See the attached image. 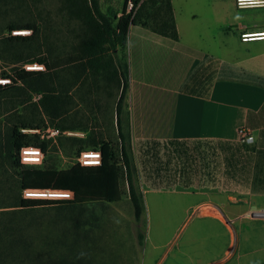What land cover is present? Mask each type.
Returning <instances> with one entry per match:
<instances>
[{"label": "trees", "instance_id": "obj_1", "mask_svg": "<svg viewBox=\"0 0 264 264\" xmlns=\"http://www.w3.org/2000/svg\"><path fill=\"white\" fill-rule=\"evenodd\" d=\"M69 15L81 21L85 28L80 46L78 75L103 78L108 84L119 89L116 103V126L120 141L119 150L111 142L97 141L91 136L86 140L70 138L79 146L77 156L84 150H101L102 166L58 170L44 167L23 166L19 161L22 147H40L45 152L58 146L41 140L38 135L22 134L19 128L11 131L4 154L15 168L21 169L19 195L11 204L0 205V264H92L89 252L80 250L79 224L74 232L60 237L51 233H29L25 214L46 207H57L81 211L94 204H114L122 201L125 181L129 201L133 207L135 221L140 224L146 212L144 183L149 189L176 190L199 189L212 192H264V155L242 141L223 140H172L167 142L145 141L138 148L132 139L129 107L131 81L127 61L128 35L132 26H142L160 36L179 41L172 0H147L138 7L134 3L128 13V0L118 11L101 8L100 0H65ZM116 23V24H115ZM27 30L31 36H14L8 42L27 44L39 36L35 24L11 25L9 31ZM119 53H122L123 59ZM73 61V60H72ZM26 62H32L26 60ZM48 70V60L39 59ZM11 83L0 85V97L23 84L39 100L45 111L56 120L64 115L68 90L56 82L53 74L40 71L15 69L13 74H4ZM216 79H231L258 86H264V78L247 72H233L232 67L214 58L200 63L188 76L182 86V93L201 98H210ZM6 92V93H5ZM65 92V96L63 95ZM37 129V128H32ZM64 131V130H63ZM89 149H86L84 144ZM45 163V161H44ZM44 165V164H43ZM25 190H59L74 193L73 200L24 199ZM71 221H78L72 218ZM32 228V225H31ZM140 245L146 236L139 231Z\"/></svg>", "mask_w": 264, "mask_h": 264}, {"label": "crops", "instance_id": "obj_2", "mask_svg": "<svg viewBox=\"0 0 264 264\" xmlns=\"http://www.w3.org/2000/svg\"><path fill=\"white\" fill-rule=\"evenodd\" d=\"M105 1V10L118 11L120 17L124 0ZM172 6L179 41L142 26L129 31L127 111L134 146L145 141H239L240 130L247 128L255 150L264 155V86L216 79L210 98L181 91L190 73L208 58L230 65L234 73L264 78V40L241 41L242 33L264 32V6L240 9L236 0H172ZM201 192L208 190L178 194L195 197L190 223L195 221L186 229L185 241L164 247L153 264H264V220L252 216L264 209V192H215L213 199Z\"/></svg>", "mask_w": 264, "mask_h": 264}, {"label": "rangeland", "instance_id": "obj_3", "mask_svg": "<svg viewBox=\"0 0 264 264\" xmlns=\"http://www.w3.org/2000/svg\"><path fill=\"white\" fill-rule=\"evenodd\" d=\"M125 1V0H124ZM123 4V0H119ZM65 0H0V78L13 74L15 69H25L39 59L48 60L51 69L45 66L46 74L56 77L60 86L67 88L66 113L54 120L47 113L39 95H34L23 84L0 97V205L11 204L19 195L21 169L15 168L4 154V149L14 128L45 129L48 126L59 128L62 132L85 134L84 137L63 134L58 138L56 149L52 148L45 165L58 170L68 169L77 164V149L70 138L111 142L119 150V137L116 126V103L119 89L108 84L103 78L92 76L77 77L79 46L86 33L84 24L71 17ZM123 8V7H122ZM120 8L119 11L122 10ZM104 12L106 1L103 2ZM133 7L128 8V13ZM121 14V13H120ZM119 17V16H118ZM121 17V15H120ZM35 24L39 36L27 44H12L8 40L14 36H31L27 30L9 31L11 25ZM116 24V23H115ZM15 32H27L17 34ZM123 59L122 53H119ZM31 60L32 62H26ZM73 60V61H72ZM6 79V78H4ZM13 85V83H11ZM6 93V92H5ZM65 96V92H63ZM42 98V95H40ZM64 130V131H63ZM239 142V141H238ZM256 147L254 142L248 144ZM89 149L85 143L84 146ZM124 196L114 204H94L81 211L46 207L25 214V225L29 233H51L60 237L74 232V224L80 223V250L89 252L92 264H153L162 255L164 247L178 245L185 241L187 231L195 219L192 203L195 197L183 193L180 188L171 193H150L144 183L146 212L140 224L135 221L133 207L129 201L127 186L122 180ZM245 191L224 192L225 194H244ZM213 199L211 191L201 192ZM1 207V206H0ZM204 210H206L204 208ZM196 217V216H195ZM78 221H71V219ZM32 225V228H31ZM145 236L143 245L139 244L138 232ZM147 239V241H146Z\"/></svg>", "mask_w": 264, "mask_h": 264}, {"label": "built area", "instance_id": "obj_4", "mask_svg": "<svg viewBox=\"0 0 264 264\" xmlns=\"http://www.w3.org/2000/svg\"><path fill=\"white\" fill-rule=\"evenodd\" d=\"M136 0H128V8L132 6L134 8V3ZM147 0H138V7ZM236 5L240 9L251 8L255 6H264V0H236ZM19 33V32H15ZM261 34V35H259ZM258 35V36H255ZM255 40H264V32L262 33H242L241 41L242 42H252ZM44 65L32 64L25 66L26 71H41L44 70ZM11 81L9 79L0 78V85L6 86L9 85ZM39 98H36V101H39ZM22 134L26 135H38L41 140L50 141L52 145L57 144L58 138L63 134L67 135H77L78 133H67L62 132L59 128L48 126L45 129H22ZM239 141L245 142L247 144H252L254 138L251 132L247 128H242L239 132ZM19 161L23 166H32V167H41L45 161V152L40 147L35 146H25L22 147L19 152ZM103 155L101 150H84L80 152L77 157V164L82 167H99L102 166ZM24 199H44V200H73L74 193L70 191H59V190H25L23 192ZM202 206L198 208L201 210ZM252 216L257 219L264 220V209H260L252 212Z\"/></svg>", "mask_w": 264, "mask_h": 264}, {"label": "bare ground", "instance_id": "obj_5", "mask_svg": "<svg viewBox=\"0 0 264 264\" xmlns=\"http://www.w3.org/2000/svg\"><path fill=\"white\" fill-rule=\"evenodd\" d=\"M18 34H27V32H19ZM259 35H261V34H259ZM256 36V35H255ZM258 36V35H257Z\"/></svg>", "mask_w": 264, "mask_h": 264}]
</instances>
